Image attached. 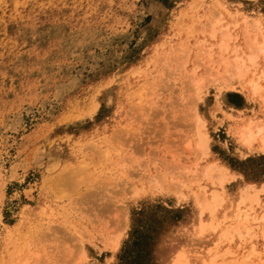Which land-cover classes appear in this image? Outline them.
Masks as SVG:
<instances>
[{
    "label": "rangeland",
    "instance_id": "rangeland-1",
    "mask_svg": "<svg viewBox=\"0 0 264 264\" xmlns=\"http://www.w3.org/2000/svg\"><path fill=\"white\" fill-rule=\"evenodd\" d=\"M262 41L264 0H0V264H263Z\"/></svg>",
    "mask_w": 264,
    "mask_h": 264
},
{
    "label": "bare ground",
    "instance_id": "bare-ground-1",
    "mask_svg": "<svg viewBox=\"0 0 264 264\" xmlns=\"http://www.w3.org/2000/svg\"><path fill=\"white\" fill-rule=\"evenodd\" d=\"M254 43V42H253ZM255 44V43H254ZM254 44H251L253 47H255V46H257L256 47V49L258 50V52L259 53H261L262 54V56L264 57V41H262V43L261 44H258V43H256L255 45ZM259 45V46H258ZM252 46H251V48H252ZM255 49V48H254ZM255 49V50H256ZM257 52V53H258ZM226 64H228V63H226ZM226 67V66H225ZM250 86H251V91L255 94V93H257L258 92V90L260 89V86L258 85V83H257V81L256 80H250ZM260 91V90H259ZM251 92V93H252ZM189 101H191V100H189ZM189 104V103H188ZM198 119V118H197ZM196 120V119H195ZM200 120V119H199ZM197 121V120H196ZM198 122H200V121H197V123ZM250 123V122H249ZM249 123H248V125H243V126H241V128L242 129H237V131H236V133L238 132L239 134H240V136L243 138V140H244V138H245V142L246 143H248L247 141H249L250 140V138H251V136H252V134H251V126L249 125ZM199 125V124H198ZM257 130H258V132H261L262 131V127H259L258 126V128H257ZM256 130V131H257ZM245 134H247V136L245 137L244 135ZM244 136V137H243ZM261 136V137H260ZM260 138L258 139V147H259V149H261V150H264V133H263V135L262 134H260ZM203 138V137H202ZM201 138V139H202ZM241 139V138H240ZM197 140V139H196ZM203 140V139H202ZM202 142V141H201ZM204 143V142H203ZM196 145V144H195ZM199 145H202L203 146V144H199ZM199 147V146H198ZM201 147V146H200ZM207 147V146H206ZM199 149V148H198ZM206 149V148H205ZM201 150H203V148L201 147ZM207 165H210V164H207ZM205 169H207V171H205V173H211V172H209V171H211L210 170V168H205ZM204 169V170H205ZM208 169H209V171H208ZM219 170L221 171L220 173L222 174V175H226L227 174V169H221V168H219ZM213 172V171H212ZM215 172H216V170H215ZM217 172H218V170H217ZM218 175H219V173H218ZM71 176V174H69V177ZM64 177H65V175H64ZM71 181V180H70ZM70 181H68V184L70 183V185H71V182ZM247 186H249V183L247 184ZM246 190V189H245ZM244 190V191H245ZM243 191V190H242ZM248 193H250V192H248ZM248 193H246V195H248ZM245 194H244V196H246ZM252 195V194H251ZM242 198L244 199V197L242 196ZM240 201V200H239ZM262 216H264V215H262ZM169 264H189V262H188V260L185 258V256H184V254L181 252V251H177V252H175L174 254H173V256L171 257V259H170V261H169ZM264 264V263H263Z\"/></svg>",
    "mask_w": 264,
    "mask_h": 264
}]
</instances>
